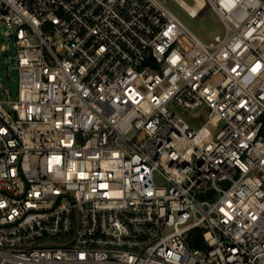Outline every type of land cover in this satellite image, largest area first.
I'll return each mask as SVG.
<instances>
[{"label": "built area", "instance_id": "obj_1", "mask_svg": "<svg viewBox=\"0 0 264 264\" xmlns=\"http://www.w3.org/2000/svg\"><path fill=\"white\" fill-rule=\"evenodd\" d=\"M201 1L225 35L159 0H0V264H264V0Z\"/></svg>", "mask_w": 264, "mask_h": 264}, {"label": "rangeland", "instance_id": "obj_2", "mask_svg": "<svg viewBox=\"0 0 264 264\" xmlns=\"http://www.w3.org/2000/svg\"><path fill=\"white\" fill-rule=\"evenodd\" d=\"M164 7L175 15L183 26L192 34L203 41L211 40L216 34L225 35L226 28L220 21L216 13L212 10H206L196 19L191 18L187 11L181 7L176 0H159ZM188 5H193L192 0H183ZM5 27L0 25V86L1 91H8L10 99H17L18 75L14 67L16 62L13 57L15 54L14 37H8L4 34ZM7 47L8 52L2 47ZM174 112L192 129L198 130L206 120V113L203 111L189 112L178 108ZM202 119H201V118ZM215 133L213 128H209ZM156 181H159L156 179Z\"/></svg>", "mask_w": 264, "mask_h": 264}, {"label": "bare ground", "instance_id": "obj_3", "mask_svg": "<svg viewBox=\"0 0 264 264\" xmlns=\"http://www.w3.org/2000/svg\"><path fill=\"white\" fill-rule=\"evenodd\" d=\"M180 2H182L181 0H179ZM203 2L201 0H197V5L193 6V5H188V4H183L185 10L193 15L197 14V12L199 11V9L203 6Z\"/></svg>", "mask_w": 264, "mask_h": 264}, {"label": "trees", "instance_id": "obj_4", "mask_svg": "<svg viewBox=\"0 0 264 264\" xmlns=\"http://www.w3.org/2000/svg\"><path fill=\"white\" fill-rule=\"evenodd\" d=\"M192 245V247H196V245L195 244H191Z\"/></svg>", "mask_w": 264, "mask_h": 264}]
</instances>
